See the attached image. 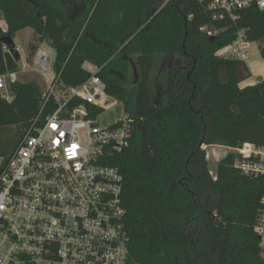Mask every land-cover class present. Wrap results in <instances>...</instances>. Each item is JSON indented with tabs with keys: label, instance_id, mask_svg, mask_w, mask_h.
Returning a JSON list of instances; mask_svg holds the SVG:
<instances>
[{
	"label": "trees",
	"instance_id": "1",
	"mask_svg": "<svg viewBox=\"0 0 264 264\" xmlns=\"http://www.w3.org/2000/svg\"><path fill=\"white\" fill-rule=\"evenodd\" d=\"M35 1L0 0V73L18 70L1 39L25 28L50 42L63 85L87 80L84 64L101 68L106 93L134 124L129 147L108 162L123 176L127 264H264L253 232L264 178L243 175L228 153L213 179L200 148L264 147V79L240 87L248 65L216 55L243 31L264 60V9L231 22L195 0ZM35 50L31 43L27 64ZM9 91L10 102L0 95V131L14 128L17 139L9 151L0 138V157L16 149L43 93L34 81Z\"/></svg>",
	"mask_w": 264,
	"mask_h": 264
},
{
	"label": "built area",
	"instance_id": "2",
	"mask_svg": "<svg viewBox=\"0 0 264 264\" xmlns=\"http://www.w3.org/2000/svg\"><path fill=\"white\" fill-rule=\"evenodd\" d=\"M195 1L216 21L234 22L251 6L264 9V0ZM248 49L239 31L216 55L246 62ZM53 60L44 50L35 52L33 71L46 84L39 112L12 154L0 157V264H127L123 176L108 162L129 147L133 121L124 115L100 126L99 116L118 102L106 93L101 68L87 65V80L65 86L52 71ZM17 81V71L0 73L7 102ZM200 148L208 159L206 146ZM225 149L239 158L234 167L243 175L264 178V147ZM253 232L264 251V194Z\"/></svg>",
	"mask_w": 264,
	"mask_h": 264
},
{
	"label": "rangeland",
	"instance_id": "3",
	"mask_svg": "<svg viewBox=\"0 0 264 264\" xmlns=\"http://www.w3.org/2000/svg\"><path fill=\"white\" fill-rule=\"evenodd\" d=\"M0 17L2 15L0 14ZM0 27L5 30L6 29V22L2 18L0 20ZM33 38V31L31 28H25L19 32H17L13 37V42L15 46L17 47L20 60L17 62L18 66V82H36L42 92L45 89V81L44 78L38 74H36L33 71V56L37 50H44L46 53L54 57L53 49L50 46V42L45 40L43 42H37L32 40ZM31 43H34L36 46V50L30 60V62L26 63V57L29 53V46ZM260 46L259 43H251L250 48L248 49V54L250 55V59L247 61L248 68H252L253 64L256 61L262 60L261 57L258 54L257 47ZM264 45V44H263ZM7 50V49H6ZM84 68H87V64L83 65ZM250 66V67H249ZM252 72V71H251ZM53 72L50 71L46 76L47 78H51ZM125 115L123 106L119 102H115V105L110 107L108 110H105L102 112V114L99 116V123L102 127H108L110 125H114L115 123L121 121ZM0 138L1 142L7 146L9 151H11L15 145L17 134L16 130L14 128H3L0 131ZM206 152L208 153V159L207 160V168L210 172L211 176H215V171L217 167V163L219 160H221L224 156H226L228 153H230V150L225 149L223 147L218 146H211L206 147Z\"/></svg>",
	"mask_w": 264,
	"mask_h": 264
},
{
	"label": "crops",
	"instance_id": "4",
	"mask_svg": "<svg viewBox=\"0 0 264 264\" xmlns=\"http://www.w3.org/2000/svg\"><path fill=\"white\" fill-rule=\"evenodd\" d=\"M253 43H256V42H253ZM250 45H251V43H249V48H250ZM258 47H259V45H258ZM258 47H257V50H258ZM258 54H259V51H258ZM249 59H250V55H249ZM247 61L245 62L246 64H247ZM87 65H90V64H87ZM249 70H250V72L252 71L251 77L249 79H247L246 81L242 82L239 85L240 87L252 86V85L257 84L260 80L264 79V60L262 59L260 61H256L253 64V67L249 68Z\"/></svg>",
	"mask_w": 264,
	"mask_h": 264
},
{
	"label": "water",
	"instance_id": "5",
	"mask_svg": "<svg viewBox=\"0 0 264 264\" xmlns=\"http://www.w3.org/2000/svg\"><path fill=\"white\" fill-rule=\"evenodd\" d=\"M24 3L29 5L31 8H36L37 7V2L35 0H23ZM39 19V16H37ZM2 44L4 47L7 49L8 53L14 58L16 62L20 60V56L17 50V47L15 46L13 39L9 35H5L1 39ZM132 129L130 134H133V124H130Z\"/></svg>",
	"mask_w": 264,
	"mask_h": 264
}]
</instances>
